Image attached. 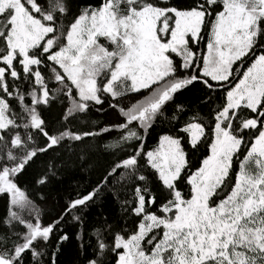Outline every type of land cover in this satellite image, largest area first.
<instances>
[{
	"label": "snow or ice",
	"instance_id": "6c2138e0",
	"mask_svg": "<svg viewBox=\"0 0 264 264\" xmlns=\"http://www.w3.org/2000/svg\"><path fill=\"white\" fill-rule=\"evenodd\" d=\"M0 264H264V0H0Z\"/></svg>",
	"mask_w": 264,
	"mask_h": 264
},
{
	"label": "rangeland",
	"instance_id": "374dc122",
	"mask_svg": "<svg viewBox=\"0 0 264 264\" xmlns=\"http://www.w3.org/2000/svg\"><path fill=\"white\" fill-rule=\"evenodd\" d=\"M147 19H142L140 24H137L133 31L137 32L139 39L137 40L138 48H133V59L126 62L125 71L133 73L136 76L143 79L147 74L155 75L156 67L166 62L165 58L162 56V49L167 47L164 45H159V42L155 40V20L152 18L153 13H146ZM197 23L195 17H181L178 16L177 28L174 29L173 40L169 42L168 46H174L175 44L182 43V33L189 30L192 26ZM166 27V25H165ZM163 30V29H162ZM40 34V30L33 26L32 32H27L24 30L23 24H21L18 29V34L14 37L12 41V47L25 48L30 43L34 42ZM222 58L227 56V52L218 53ZM11 60V56L8 57ZM226 63V61H225ZM216 79H223V75H218ZM212 158H210L211 160ZM177 170L179 166L182 165V157L176 158ZM205 168L208 169L210 174L216 169L214 167L209 168V163H205ZM198 175V174H197ZM195 179V177H193ZM193 191L195 193L192 202L193 211L187 209H180L177 220L172 225H167L170 229L173 227H179L184 224H188L192 221L194 214V209L200 207V198L204 196L205 188H202L199 183H194ZM155 221L154 218H150ZM164 221H157V223H163Z\"/></svg>",
	"mask_w": 264,
	"mask_h": 264
},
{
	"label": "trees",
	"instance_id": "16d2710c",
	"mask_svg": "<svg viewBox=\"0 0 264 264\" xmlns=\"http://www.w3.org/2000/svg\"><path fill=\"white\" fill-rule=\"evenodd\" d=\"M154 218V217H153ZM155 219V218H154Z\"/></svg>",
	"mask_w": 264,
	"mask_h": 264
}]
</instances>
